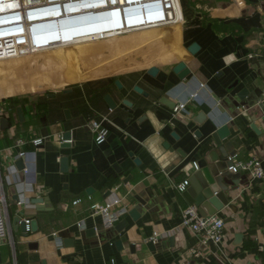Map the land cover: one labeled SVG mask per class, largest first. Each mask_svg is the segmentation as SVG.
<instances>
[{"label": "crops", "instance_id": "0c3cea01", "mask_svg": "<svg viewBox=\"0 0 264 264\" xmlns=\"http://www.w3.org/2000/svg\"><path fill=\"white\" fill-rule=\"evenodd\" d=\"M95 1L74 4L75 28L85 27L78 18L88 13L89 30L60 38L71 42L92 33L91 40L27 55L31 64L15 63L10 72H0V118L9 120L5 129L0 122V164L10 229L0 238V264H264V178L232 171L233 205L217 211L226 221L219 245L204 244L181 224L190 203L176 188L190 179L194 161L219 151L212 132L222 124L230 129L223 143L231 144V152L254 158L256 166L264 162V110L258 102L241 104L260 91L264 102V0H180L179 6L175 1L181 20L153 13L150 18L159 24L128 33L113 30L122 27L120 21L108 23L96 15ZM55 15L58 9L36 20L59 19ZM110 30L112 36H95ZM193 42L199 44L196 52L189 49ZM180 60L191 69L185 78L172 70ZM152 65L169 73L165 81L149 71ZM29 66L45 85L62 89H41ZM200 82L205 83L201 88ZM243 88L249 90L244 99L239 96ZM193 90L198 98L174 112L176 102ZM201 112L205 117L200 119ZM102 114L111 119L105 122L110 130L97 142L86 122ZM66 130L72 132L69 144L60 140ZM20 137L28 143L15 145ZM35 137H43V143L33 145ZM64 155L69 157L66 170ZM117 185L120 194L130 191L129 210L137 204L136 192L153 199L152 207L141 206L138 219L128 210L114 224L99 213L91 215L92 204L110 197ZM25 218H37V230L30 223L24 230ZM124 219L128 222L120 231ZM155 231L169 233L159 235L158 247L150 249L146 240Z\"/></svg>", "mask_w": 264, "mask_h": 264}, {"label": "built area", "instance_id": "2783aa9c", "mask_svg": "<svg viewBox=\"0 0 264 264\" xmlns=\"http://www.w3.org/2000/svg\"><path fill=\"white\" fill-rule=\"evenodd\" d=\"M175 1L179 6L178 0H150L144 5H131L125 10L127 21L129 20V17L135 19L138 18V16H142L144 19V15L147 16L148 21L146 22L144 19L143 23L136 22L130 24L127 22L125 25V23H123L124 21L121 20L123 27H117L113 30L119 31L118 33H128L138 27H150L159 24L161 21H158L155 18H150V15L153 13L156 15V17L168 16L165 18V20H170V22L177 21L179 18L181 20V10L180 13H178L176 10ZM75 2H78V0H0V61L19 56L30 55L43 48L74 42H65L61 39L51 42L49 39L53 36V32H55V30L53 31L51 28L56 29L58 37L61 33L60 28L58 26H50L51 24H45L43 22L44 20L40 21L32 17H37L38 14L50 13L51 11L56 12L55 10L57 9L59 14L55 15L54 17L64 14L68 16V13H72V11H67L68 8L71 6L73 7L72 3ZM128 2L131 4L132 1L128 0ZM71 23L66 26L65 30L61 27L62 33H64V31H72L71 29H73L75 26ZM113 30L106 31L105 36H112L109 35L108 32ZM95 34L97 37L103 36L101 34L99 35L98 33ZM91 35L92 33L82 35L81 37H89ZM81 37L79 36L78 40H87ZM38 41L46 42V45L38 46ZM204 85V82H200V88ZM198 96L199 91L193 90L187 98L176 102L173 107L174 112L185 110L190 100H194L198 98ZM108 121H111L109 116L107 114H102L99 118H90L86 122V125L94 132L97 142H103L107 138L110 129L105 122ZM69 139H65L61 133L60 140L67 141ZM43 141V137H35L30 140V142L35 146L41 145ZM26 143H28V140L20 137L16 140L15 145L24 146ZM25 154L26 149L21 148L19 155L24 156ZM229 159L232 161V163L229 165V169L231 171H247L253 176L264 178V169L260 165H255L254 158L244 160L238 158L236 154H231L229 155ZM193 164L195 167H198L197 161H194ZM188 184L189 179L185 178L183 181L176 183V188L179 192H183ZM119 187L120 185H117L113 188L114 193H112L110 197L94 202L91 206V215L99 213L102 215L104 221L107 224H114L122 217V215L127 213L129 210L128 196L130 191L120 194ZM182 215L181 224L188 226L193 231L197 232L204 244L213 242L219 245L222 242L225 234L226 222L222 215L217 212L203 214L200 212L199 207L196 204H188L185 206ZM25 221L27 222V228L29 229L30 218H25ZM80 225L85 227L83 219L80 221ZM9 233L8 198L4 188L2 168L0 164V238L8 237ZM168 233V231H155L152 238L157 239L159 235H168ZM12 242H14L13 239Z\"/></svg>", "mask_w": 264, "mask_h": 264}, {"label": "water", "instance_id": "95a60500", "mask_svg": "<svg viewBox=\"0 0 264 264\" xmlns=\"http://www.w3.org/2000/svg\"><path fill=\"white\" fill-rule=\"evenodd\" d=\"M199 47V44L197 42H193L189 49L193 52H196ZM172 70L180 77L185 78L190 72L191 69L184 60L178 61L173 67ZM149 71L158 76L159 79L165 81L169 73L167 71H164L160 69L157 65H152L149 68ZM135 88L139 91H142V87L139 85H136ZM249 90L247 88H243L239 96L240 98H245L249 93ZM254 100H247L242 101L241 104H249L253 105L256 102L259 103L260 107L264 110V102L261 101L263 99L262 97V91H260V94H256L253 98ZM109 103L111 105L114 104V102L109 99ZM17 114L20 119H24V112L22 109V106L17 107ZM205 117V112H201L198 115V118ZM8 118L5 116H2L0 118L1 127L2 129H5L8 127ZM252 126L255 130H258L257 125L255 122H252ZM198 133L200 131H197ZM230 134V129L228 124H222L218 126L213 132L212 136L214 138L215 143L219 146V151H214L208 156H204L201 158L198 162V167L194 170L192 173L190 179H189V186L186 187V189L183 191V194L187 201L190 204H196L199 207V210L203 214H210L215 213L222 209L225 205H229L230 207L233 205L229 201V193H230V183L228 182V179H232L234 176V173L229 169V165L232 163V161L229 159V155L235 154V152H231V144L230 143H223V139ZM63 136L65 139H69L72 136L71 130H66L63 133ZM65 144H69V142H65ZM61 164L62 169L66 170L69 167V157L67 155H64L61 157ZM262 168L264 169V162H262ZM233 180V179H232ZM148 193L150 197H154V192L150 190V188H147ZM133 198L137 201V204L130 208L129 212L130 214L135 218L138 219L141 216L140 207H144L145 209H150L154 203L153 199H146L144 198L140 193L136 192L133 195ZM44 198H35V202H44ZM39 208L44 209L46 206H40ZM16 220L21 221V218L19 215H16ZM127 220L124 219L119 222L117 228L118 230H122L124 226L127 224ZM22 228L24 230H27V222L23 220L21 222ZM30 226L32 230H37L38 228V220L37 218L33 219L30 222ZM71 239V238H70ZM171 240L173 241L174 238L171 236ZM117 245L119 247H122L123 242L122 239H118L116 241ZM159 241L157 239H149L146 240V245L150 249H156L158 247ZM136 246L135 242L131 243L132 249Z\"/></svg>", "mask_w": 264, "mask_h": 264}, {"label": "bare ground", "instance_id": "6f19581e", "mask_svg": "<svg viewBox=\"0 0 264 264\" xmlns=\"http://www.w3.org/2000/svg\"><path fill=\"white\" fill-rule=\"evenodd\" d=\"M81 1H89V0H81ZM111 1H113V0H98V1H95L96 8H94L92 10L97 11V12H94V11H92V12L96 13V15H99L102 18H105L104 20H107L108 23H110V21L115 22V21L118 20V21L121 22V25L120 26H122V27H123L122 21H124L123 23L126 22V24H127V22H129V23L144 22V19H145V16L146 15H144V19L142 18V16H138V18H135V19H132L131 17H129V20L127 21L126 20L125 10L129 6H131V5H144L145 3L149 2L150 0H136V1L135 0H131L132 1L131 4L129 2H127V3H123L121 5H119V3L118 4H114V3L109 4ZM78 2H80V0H78ZM74 4L75 3H72L73 7L71 6V7L68 8V10H67L68 12H71L72 11V13H68V16L66 14H64V10H63V14L64 15L58 16L59 19L46 20L47 22L45 24H51L50 26H59V27H62L65 30L66 29V26L72 22L71 24H73L76 27L77 23H76L75 14H74ZM55 11L57 12V10H55ZM51 13H55V12L54 11H51L50 13L38 14L37 17L35 16V17H32V18H39L42 15L51 14ZM58 14H59V11H58ZM87 14L88 13L82 14L78 18L80 21L83 19L82 20L83 23L81 25L82 26H85V27L82 28V29H80V30H78L77 28L73 27V29H71L72 31H76V32H79L80 31V33H81L83 31H88L89 30V26H88L87 22L84 21L89 16ZM173 16H175V15H173ZM167 17L168 16H166V18ZM62 28H60V32L61 33H60V36L59 37H58V33L55 31V32H53V36L49 40L56 41V40L60 39L61 37L62 38H66L68 36H71L72 31H70V32L64 31V33H62ZM110 33L112 34V32H110ZM113 33H116V32H113ZM66 34H69V35H66ZM102 35L104 36L105 33L102 34ZM83 39L91 40L92 38H91V36H89V37H84ZM76 41H79L78 38H76V40L74 42H76ZM37 45H38V43H37ZM69 45L70 44L67 43V44H62V45H57V46H51L49 48H43V49H41L39 51H36V52L50 51L52 49H58V48H62V47L68 48ZM99 48L101 50L102 49L105 50L102 46H100ZM36 52H34V53H36ZM83 70H84V68L82 66H80V67H78L77 72L78 73H82ZM40 84H41V86L44 85V80H41L40 81Z\"/></svg>", "mask_w": 264, "mask_h": 264}, {"label": "rangeland", "instance_id": "374dc122", "mask_svg": "<svg viewBox=\"0 0 264 264\" xmlns=\"http://www.w3.org/2000/svg\"><path fill=\"white\" fill-rule=\"evenodd\" d=\"M179 1V4H180V0ZM181 6V5H180ZM20 20V19H19ZM193 52V51H192ZM29 56L27 55H24V56H19V57H15V58H9V59H6V60H2L0 61V72H3V71H8L10 72V68L16 66L15 63H22V62H26L27 64H29V60L27 59ZM30 59V58H29ZM31 64V63H30ZM17 68V67H16ZM29 69H30V72L29 73H33L35 76H37L36 78H38L39 81L43 80V78H41L38 74V72L34 71L33 69H31V66H29ZM12 71V70H11ZM50 87L51 90H58V89H62L61 87L57 85H42L40 88L41 89H44V88H48Z\"/></svg>", "mask_w": 264, "mask_h": 264}]
</instances>
